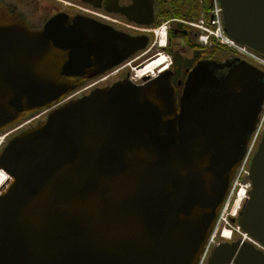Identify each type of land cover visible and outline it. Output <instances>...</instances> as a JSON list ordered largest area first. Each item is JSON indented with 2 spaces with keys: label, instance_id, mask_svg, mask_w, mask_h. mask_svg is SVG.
<instances>
[{
  "label": "water",
  "instance_id": "obj_1",
  "mask_svg": "<svg viewBox=\"0 0 264 264\" xmlns=\"http://www.w3.org/2000/svg\"><path fill=\"white\" fill-rule=\"evenodd\" d=\"M103 0H84L97 8ZM112 14L141 28L153 0ZM226 38L264 58V0H218ZM148 45L85 18L32 29L0 4V264H199L264 102V73L201 62L69 99ZM181 86V82L178 83ZM232 223L247 239L206 264H264V135Z\"/></svg>",
  "mask_w": 264,
  "mask_h": 264
},
{
  "label": "flooded vegetation",
  "instance_id": "obj_2",
  "mask_svg": "<svg viewBox=\"0 0 264 264\" xmlns=\"http://www.w3.org/2000/svg\"><path fill=\"white\" fill-rule=\"evenodd\" d=\"M0 4L5 5L11 12L19 15L30 28L35 30L42 28L55 16L65 15L69 19L85 18L97 21L131 36H146L148 38L146 49L133 57V68L137 70L144 69L148 64L158 61L159 53L168 55L171 60L170 64H167L164 68H161V63L152 74L154 75L153 77H151L152 75H147L140 81H137L134 79V75H132L133 71L130 72L129 69L121 74L109 77L106 81L95 85L91 90L103 89L124 80L130 81L135 86H143L154 77L164 72H170L171 82L176 87V100H178L187 75L198 63L216 62L225 64L233 59H238L232 57L231 59L224 60L222 58L224 56L226 58L227 53L224 48L215 46L211 50L210 47L208 48L199 43L198 39L201 32L194 30L197 28L191 23L197 22L200 24L201 22L200 25L206 26L207 17L204 16L202 20H199L194 9L191 11L185 10L183 8L184 0H153V18L151 24L146 28H138L136 25L127 22L120 15L110 13L109 11H112L114 6L112 5V1L109 0L96 3L98 5L97 8H94L89 3H85L84 0H0ZM131 5L132 3L128 0H119L118 3L119 8H128ZM161 21L169 24L167 44L164 48L156 49L155 44H152L153 30ZM122 24L131 25L135 29L122 28ZM140 29L145 30L140 31ZM163 40L160 45L161 47L164 46ZM181 50H184L186 54L187 52L190 53V57H185V53H180ZM177 65H180V68H177ZM179 82H181V86H178ZM91 90L86 92L78 91L74 95L76 98L83 97ZM230 223L236 226V223H232L231 220ZM231 237L226 242L219 241L217 246L225 243L234 245L238 242L244 243L247 241L246 238L237 233Z\"/></svg>",
  "mask_w": 264,
  "mask_h": 264
},
{
  "label": "rangeland",
  "instance_id": "obj_3",
  "mask_svg": "<svg viewBox=\"0 0 264 264\" xmlns=\"http://www.w3.org/2000/svg\"><path fill=\"white\" fill-rule=\"evenodd\" d=\"M38 1H41V0H38ZM211 1L212 0H184V7L183 8L185 10H187V11L190 10L191 11L192 9H194L197 17H199V20H202L204 18V16L207 17L206 26L200 25L201 22H200V24H198L197 22L191 23L192 25H194L197 28V29H194L197 32H203V30L200 29L201 27H203L204 29L209 28V26L211 27V21H212V18H213V14L212 13L214 12V5H213V3ZM161 22H159V24L153 30V31L156 32V34H154L153 37H152V44H155L156 49L164 48V46L166 47V44H167V33H168L169 24L165 23L163 21H161ZM161 30H165L166 31V37L164 35V31H161ZM157 31H161V32H159V34H157ZM163 35L165 37L164 40H163L164 41V46L161 47L160 45L162 43V39L160 37H162ZM200 37L201 36H199V39H200ZM209 41H210V39H209ZM202 42H200V40H199V43L204 45L205 43L204 42L202 43ZM215 44L216 43L214 42V43L211 44V46L209 44L206 45V46L208 48L210 47L211 50L214 49L215 46H219V47H222V48L225 47V46L220 45V43H218L216 45ZM225 50L227 52L226 53V58L224 56L222 59H224V60L225 59H227V60L231 59L232 55H233L232 52L226 47H225ZM180 53H185V51L181 50ZM185 57L189 58L190 57V53H188V52H187V54L185 53ZM161 59L164 60L163 63L161 64L162 65L161 68H164L167 64L169 65L170 62H171V60L169 59V56L164 54V53H159L158 61L161 60ZM166 60H167V62H166ZM129 69H130V72L133 71V69H134L133 68V64L129 65V63H127V67L125 66V68H121L116 75L121 74L122 72H125V71H127ZM135 73H137L136 70H135ZM135 73H132V75H135ZM134 78L136 79V77H134ZM36 122L37 121L33 122L31 125H34ZM2 137L3 136L0 135V138H2ZM9 138H10V136L5 140V142ZM5 142H3V143H5ZM241 186H247V187L249 186V182L247 181L246 174H244L242 177H240V179L238 181V185L235 186L236 190L234 191L232 189V191H231L232 193L234 191V195H232L233 197L231 199L229 198L227 200L225 206H223V208H222V210L220 212L219 219H218L219 220L218 221V227L216 229V235H215V238L213 239V243H212L211 249L214 248L215 246H217L219 241L226 242V239L221 238V234H222L223 231L227 230L228 232H230V234H231L230 237L232 236V234H234V233H231V232H232L233 229L236 228V226H234V225H232L230 223V220L232 219L231 213H232V207H233L234 199L237 197L238 190H239V188ZM233 219H236V218H233Z\"/></svg>",
  "mask_w": 264,
  "mask_h": 264
},
{
  "label": "built area",
  "instance_id": "obj_4",
  "mask_svg": "<svg viewBox=\"0 0 264 264\" xmlns=\"http://www.w3.org/2000/svg\"><path fill=\"white\" fill-rule=\"evenodd\" d=\"M214 5V12L213 18L211 21V27L204 29V38L201 39L204 41V43H207L210 39L214 40L216 43H220V45L225 46L228 48L233 55H236L237 57H240L241 59L249 62L253 66H255L257 69L264 72V59L256 55L255 53L249 51L246 48L237 46L234 42L230 41L225 37V34L223 32L222 27V21H221V10L219 9L216 0H212ZM264 134V105L262 107V111L258 120V123L255 127V130L250 138L247 153L245 155V158L240 166V168L237 171V175L233 184V189L238 183L240 177H242L244 174H247V168L250 163V160L259 144V141L261 137ZM214 239V236L212 237ZM208 243V246L206 248L205 254L201 259L200 264H205L206 257L210 251V248L212 247L213 239Z\"/></svg>",
  "mask_w": 264,
  "mask_h": 264
},
{
  "label": "bare ground",
  "instance_id": "obj_5",
  "mask_svg": "<svg viewBox=\"0 0 264 264\" xmlns=\"http://www.w3.org/2000/svg\"><path fill=\"white\" fill-rule=\"evenodd\" d=\"M161 39L163 40L164 39V35L161 37ZM164 60H159V61H156L154 63H151V64H148L145 69L143 71H137V73H135L134 77H136L135 80L137 81H140L141 79H143L144 77H146L147 75H152L155 71V69H157V67L163 63ZM154 75H152L151 77H153ZM138 78V79H137ZM155 78V77H154ZM133 79V78H132ZM132 81V80H131ZM133 82V81H132ZM78 93V92H77ZM3 136L2 138H0V147L1 145H3L5 142V140L9 137V134L8 135H1ZM7 176L3 173V172H0V190L2 189V187H4V185L7 183ZM238 185V183L236 184ZM248 187L247 186H241L238 190V195L237 197L234 199V202H233V207H232V213H231V217L232 219L233 218H236L240 208H241V205L244 201V198H245V195H246V191H247ZM234 191L236 190V188L234 187L233 189ZM234 191L232 193V195H234ZM231 195L230 199L233 197ZM231 204V203H230ZM230 232H228L227 230L226 231H223L222 234H221V238H224L227 240H230L232 237H230ZM213 239V238H212Z\"/></svg>",
  "mask_w": 264,
  "mask_h": 264
},
{
  "label": "trees",
  "instance_id": "obj_6",
  "mask_svg": "<svg viewBox=\"0 0 264 264\" xmlns=\"http://www.w3.org/2000/svg\"><path fill=\"white\" fill-rule=\"evenodd\" d=\"M166 19H168V18H166ZM177 68H180V65H177Z\"/></svg>",
  "mask_w": 264,
  "mask_h": 264
}]
</instances>
